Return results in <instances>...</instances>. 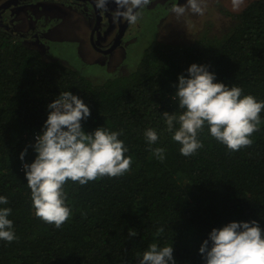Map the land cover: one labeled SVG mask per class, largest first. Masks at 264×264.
<instances>
[{"label": "trees", "instance_id": "1", "mask_svg": "<svg viewBox=\"0 0 264 264\" xmlns=\"http://www.w3.org/2000/svg\"><path fill=\"white\" fill-rule=\"evenodd\" d=\"M0 264H264V0L102 83L0 28Z\"/></svg>", "mask_w": 264, "mask_h": 264}, {"label": "rangeland", "instance_id": "2", "mask_svg": "<svg viewBox=\"0 0 264 264\" xmlns=\"http://www.w3.org/2000/svg\"><path fill=\"white\" fill-rule=\"evenodd\" d=\"M250 0H185L162 15L160 6L153 5L149 10L139 9L132 20V37L127 56L118 51L106 63L96 61L97 53L89 39L85 22L76 15L61 25L60 39L46 42L49 53L46 59H60L67 65L82 72L95 83L133 71L141 60L146 48L153 41L184 43L201 30L210 33L223 32L230 23L231 15L236 14Z\"/></svg>", "mask_w": 264, "mask_h": 264}, {"label": "flooded vegetation", "instance_id": "3", "mask_svg": "<svg viewBox=\"0 0 264 264\" xmlns=\"http://www.w3.org/2000/svg\"><path fill=\"white\" fill-rule=\"evenodd\" d=\"M184 1L0 0V28L45 56L49 53L46 42L60 39V26L76 15L88 27L91 46L97 53L95 60L107 65L118 51L123 52L124 58L127 56L128 45L137 33L126 36L132 33L131 22L139 9L147 12L150 6L159 5L165 15Z\"/></svg>", "mask_w": 264, "mask_h": 264}, {"label": "built area", "instance_id": "4", "mask_svg": "<svg viewBox=\"0 0 264 264\" xmlns=\"http://www.w3.org/2000/svg\"><path fill=\"white\" fill-rule=\"evenodd\" d=\"M73 106V103L69 97H63L60 101H58L52 110L51 119L52 121H57L61 117H64L68 114L71 107ZM44 135L42 133L36 132L35 133V139L40 140L43 139Z\"/></svg>", "mask_w": 264, "mask_h": 264}]
</instances>
